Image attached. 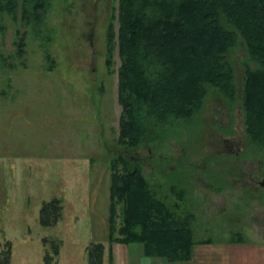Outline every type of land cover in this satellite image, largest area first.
<instances>
[{
    "label": "rangeland",
    "instance_id": "rangeland-1",
    "mask_svg": "<svg viewBox=\"0 0 264 264\" xmlns=\"http://www.w3.org/2000/svg\"><path fill=\"white\" fill-rule=\"evenodd\" d=\"M118 2L49 0L39 22L20 7L1 13L0 252L11 247L10 264H45L53 241L58 264H87L92 239L105 241V264L109 248L112 264H128L137 246L108 240L111 159L123 152L121 58L110 50ZM246 55L242 43L231 53L234 100L210 91L193 102L181 92L191 118L166 122L132 149L166 202L193 215L200 240L190 259L153 256L160 264H264V141L246 129ZM54 196L62 216L46 226L40 209Z\"/></svg>",
    "mask_w": 264,
    "mask_h": 264
},
{
    "label": "trees",
    "instance_id": "trees-1",
    "mask_svg": "<svg viewBox=\"0 0 264 264\" xmlns=\"http://www.w3.org/2000/svg\"><path fill=\"white\" fill-rule=\"evenodd\" d=\"M48 1L0 0V27L1 13H16L19 7L27 20L41 21ZM116 17L110 50L117 46L121 58L118 142L123 152L111 159L108 240L141 243L145 254L169 261L187 260L200 242L193 215L166 202L132 149L154 139L166 122L191 118L192 103L181 92H192L193 102L210 91L234 100L238 89L231 53L240 43L247 51L242 91L246 129L252 141H264V0H119ZM61 216L59 197L44 201L43 225L56 224ZM105 247V241L92 239L87 264H105ZM59 252L60 243L53 241L44 263L58 264ZM10 256L11 247L1 250L0 264H10Z\"/></svg>",
    "mask_w": 264,
    "mask_h": 264
},
{
    "label": "crops",
    "instance_id": "crops-1",
    "mask_svg": "<svg viewBox=\"0 0 264 264\" xmlns=\"http://www.w3.org/2000/svg\"><path fill=\"white\" fill-rule=\"evenodd\" d=\"M117 245H119V243ZM120 245H122V243H120ZM130 245L131 248L129 250H131V256L129 257L128 264H160L158 257L148 256L144 253V248L141 243H137V246L135 244ZM132 245H134V247H132Z\"/></svg>",
    "mask_w": 264,
    "mask_h": 264
},
{
    "label": "flooded vegetation",
    "instance_id": "flooded-vegetation-1",
    "mask_svg": "<svg viewBox=\"0 0 264 264\" xmlns=\"http://www.w3.org/2000/svg\"><path fill=\"white\" fill-rule=\"evenodd\" d=\"M258 183L262 186H264V173L262 176H260L259 180H258Z\"/></svg>",
    "mask_w": 264,
    "mask_h": 264
}]
</instances>
